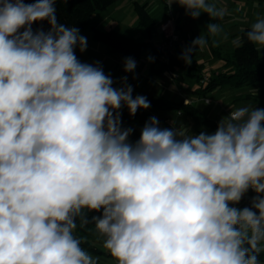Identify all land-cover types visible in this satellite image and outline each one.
<instances>
[{
    "label": "clouds",
    "instance_id": "9594fccd",
    "mask_svg": "<svg viewBox=\"0 0 264 264\" xmlns=\"http://www.w3.org/2000/svg\"><path fill=\"white\" fill-rule=\"evenodd\" d=\"M56 2L0 0V264H97L73 235L77 219L94 224L117 264H261L264 109L231 110L198 135L151 117L130 143L119 110L134 116L150 103L126 77L114 88L98 63L78 60L87 38L58 24ZM167 3L193 19L227 11L215 0ZM45 20L47 32L33 31ZM246 40L264 49V18ZM207 42L193 40L185 64ZM135 67L126 59L125 72ZM250 189L251 207H236Z\"/></svg>",
    "mask_w": 264,
    "mask_h": 264
},
{
    "label": "trees",
    "instance_id": "16d2710c",
    "mask_svg": "<svg viewBox=\"0 0 264 264\" xmlns=\"http://www.w3.org/2000/svg\"><path fill=\"white\" fill-rule=\"evenodd\" d=\"M114 1L115 0H67L65 3L61 2V0H57L55 4L57 22L58 24H63L67 27L74 26L80 31L89 24L93 14L97 11L106 9ZM26 2H32V0H26ZM163 2L164 13L167 15V11L170 8L165 0H163ZM134 9L138 17L137 25L143 28L147 34L146 40L138 41L134 37L128 36L115 29L102 31L96 28L93 29V39L105 44L110 51L124 56L137 57L144 51H149L153 57L152 66L156 63H160L161 68L169 71L176 70L178 67L184 68L185 72L194 77L198 82V87L194 90V93L199 96H204L212 90L224 87L238 88L246 85L260 84V86L256 88V95L251 98L264 103V86H262L264 85V53L259 54L256 46L246 40V31L250 29V26L245 27L239 33L242 46L238 49L234 46L231 55L229 56L222 57L218 50L209 44L208 48L213 55L218 58L221 57L222 69L213 72L211 75L205 76L202 73V64L198 63L196 68L185 67L179 59L178 50H176L174 54H168V52L159 49L158 43L153 42L152 36L155 21L147 9L146 3L134 1ZM32 28L33 31L42 29L47 32L50 25L46 20L39 21L34 23ZM162 56H168L169 61H163L161 58ZM147 101L150 103V107L160 110L180 111L181 113L188 115L200 132H204L205 128L210 131V133H214L218 126L216 121L208 116L207 113L201 112L194 105L184 104L182 100L175 101L147 97ZM119 111L121 114L122 125L142 115L145 109H138L134 116L129 115L126 106H122ZM99 214L101 215V213ZM86 215L88 219L91 220L92 216L89 213H86ZM76 223L77 227L74 230L73 235L81 241V247L88 252L89 255L107 254L106 252L99 250L89 238L92 233L93 224L89 223L81 227L79 219H77Z\"/></svg>",
    "mask_w": 264,
    "mask_h": 264
},
{
    "label": "crops",
    "instance_id": "0c3cea01",
    "mask_svg": "<svg viewBox=\"0 0 264 264\" xmlns=\"http://www.w3.org/2000/svg\"><path fill=\"white\" fill-rule=\"evenodd\" d=\"M221 1H223V3H221ZM225 1L226 0H215L216 6L218 8H221L222 5L229 6V2L224 3ZM248 1H252V4L253 3L255 4L254 7L256 10H259L260 12H264V0H248ZM235 2H237V0H234V3ZM140 3H146V0H141ZM173 5L174 7L170 8V10L176 12L174 15L178 17L179 21L177 28L180 29L179 33L181 36V32H183L182 24L187 20V17L189 15L182 14L183 11L186 12L185 8L179 6L178 4H173ZM93 16L91 17V19H93ZM200 17L202 19H205L204 15H201ZM91 28H95V27L92 26ZM83 31L84 30L79 31L80 35L82 36H84L85 33ZM90 34L91 31H89L87 34L88 47L90 49L91 57H92L90 59L92 61L95 60L94 64L98 63L99 66L102 67L105 75H108L112 78L114 82L113 83L114 88L119 89L123 87L124 82L122 78L126 77L127 78L126 84L131 86L133 89L132 92L133 98H135L136 96H144L146 98L154 97V98H162L164 100H175V101L184 98L191 105L196 106L201 112L207 113L208 116L212 117L216 121L217 124L223 117L228 116L231 110L234 111L241 107H249V108L264 107V104H261L257 100L254 101L252 98L249 99L250 101L243 100L244 93H246L247 91H251L253 93V91L254 90L256 91V88H258L260 84L246 85L238 88L224 87L221 89L212 90L211 92H209L204 96H199L194 93V90L198 87V82L194 77L191 76L192 79L195 80V82H192V80L190 81L188 79H185L183 75L186 72L183 68L178 67L176 68V70L169 71L167 69L161 68L160 63H156L154 66H152L153 57L151 53H150V57L147 59V66H143L142 62L139 64L136 63V67L134 71L125 72L124 65L126 59L140 58L144 52L140 56L130 57V56L121 55L116 52H112L108 49V47H103L101 48V50L106 55L105 60H103V58L99 57V51H98V47L100 49L101 46H98V44H95V42L90 41ZM181 39L182 40L180 42L183 44V47H189L191 45L187 35L185 37H182ZM221 69L222 66L216 69L214 72H217ZM219 95H223V96L227 95L224 97L225 98L232 97V99L228 104L224 105L223 103L225 101H223L222 103V101L219 98L220 97ZM201 99H205V101L204 100L202 101ZM151 117H156L158 119L159 127L161 129L176 128L180 132L189 135L190 134L198 135L201 133L197 128V126L195 125V123L193 122V120L188 115L183 113L177 114L175 113V111L173 112L172 110H160L157 108L149 107L148 109H145L142 115L121 125L123 129L130 128L133 130L128 138L130 143H135L136 141L139 140L141 129L143 128L145 123L149 121ZM204 132L211 134L210 131L206 130L205 128H204ZM249 205H250L249 196L248 197L243 196L238 204V206L241 208L244 206L248 207ZM102 255H110V253L108 252L107 254L92 255V256H96L94 259L97 260V264H101L102 259L100 258V256L102 257Z\"/></svg>",
    "mask_w": 264,
    "mask_h": 264
},
{
    "label": "rangeland",
    "instance_id": "374dc122",
    "mask_svg": "<svg viewBox=\"0 0 264 264\" xmlns=\"http://www.w3.org/2000/svg\"><path fill=\"white\" fill-rule=\"evenodd\" d=\"M134 1L141 2V0H115L112 4H110L106 9L97 11L93 19L89 22V24L82 30H84V37L87 38V34L89 31H91L90 34V41L95 42V44H98V46H101L100 49L98 47L99 51V57L103 58L105 60V53L101 50L103 47H107L105 44L100 43L93 39V29L92 26L99 30H108V29H115L117 31L123 32L128 36L134 37L138 41H144L146 40L147 34L145 30L141 27H139L138 24V17L134 9ZM229 2L228 5H222L223 8H225L226 15L223 18V20H212L206 13H201V15L205 16V19H202L200 16L196 19H193L190 15L187 17V20L182 24V30L181 36L179 33L178 26V17H176L174 14L176 12H173L171 10V13L173 14L175 20L173 22V51L171 54H174L176 50L179 52V59L184 64L185 67H197V63L202 64V73L204 75H211L212 72H214L216 69L221 67L222 65V59L221 57H215L211 50L208 48L209 44L212 45L215 49L218 50L220 55L222 57L231 55V52L234 48L233 41L237 38H239V33L245 28L251 26L253 23L256 22L258 18H264V12H260L259 10L255 9V4H252V1L248 0H237V2L234 3V0H226L224 3ZM223 3V1H221ZM146 7L149 10L151 16L153 17L155 21V26L153 28V36L152 40L155 43H159L164 40L165 32H163L160 29V24L167 18L166 14L164 13V2L163 0H146ZM174 5H172L170 8H173ZM231 8V11H230ZM168 12V11H167ZM183 15L186 14V12H182ZM208 23H219L220 27L222 29V32L218 36H211L207 32V24ZM170 28V27H169ZM92 29V30H91ZM169 30V29H168ZM166 30V32L168 31ZM188 36L189 42L192 44V41L195 40L200 35H203L207 39V46L203 49L197 48L193 55H192V63L185 64L184 60L181 58L182 53L184 50L188 47H183V44L180 42L182 37ZM259 54L264 53V49L260 50L259 46H256ZM75 54L79 61L82 63L87 64H93L95 65V60L92 61L91 52L88 47V39H87V48L86 50L81 53L79 50V47L75 49ZM170 54V52H168ZM150 57V52L144 51V53L141 55L140 58H131L135 61V63H143V66H147V59ZM128 58V57H126ZM166 58L169 61V57L166 56ZM184 69V68H183ZM187 73H184L183 77L188 80H192V82H195L194 79H192L191 76L186 75ZM236 90V89H234ZM247 94V95H245ZM253 94V95H252ZM255 90L253 93L251 91H247L243 94V100L250 101L252 96H255ZM220 100L225 101L223 104H228L232 97L225 98L224 96L227 95H219ZM184 104H190L187 100L184 98L181 99ZM202 101L205 99H201ZM254 100V99H253ZM255 101V100H254ZM207 102V100H206ZM261 104H264L260 102ZM260 109H264V107H258ZM174 112V110H172ZM177 114H182L180 111H175ZM244 196L251 197L252 194L248 191L244 194ZM91 216H99L100 214L97 212H87ZM90 240L92 243H94L99 249H102L106 253L108 251L103 247V240L104 238L99 235V233L95 230V226L93 224L92 227V233L90 235ZM92 256V255H91ZM95 258L96 256H92ZM102 259L101 264H116L117 261L111 256V255H102L100 256ZM100 259V260H101ZM258 259L261 261V264H264V253H261L258 257Z\"/></svg>",
    "mask_w": 264,
    "mask_h": 264
},
{
    "label": "built area",
    "instance_id": "2783aa9c",
    "mask_svg": "<svg viewBox=\"0 0 264 264\" xmlns=\"http://www.w3.org/2000/svg\"><path fill=\"white\" fill-rule=\"evenodd\" d=\"M165 1L167 3V0H165ZM166 17L167 18L160 24V29L163 32H165V37H164L163 41L158 43V47H159V49L161 51H166V52H170L171 53L173 51L172 43L174 41L171 36H173V22H174L175 18L173 16V14L171 13L170 9L168 10ZM166 30H168V31L166 32ZM161 58L165 62L168 61L166 56H162ZM249 192L252 194V196L250 197V205H249V207H251L252 199L256 195V193H254L251 189L249 190ZM235 206L238 207V208H241L238 205H235Z\"/></svg>",
    "mask_w": 264,
    "mask_h": 264
}]
</instances>
